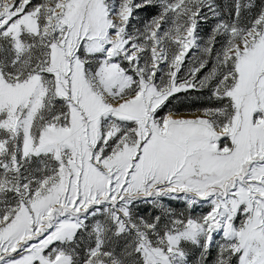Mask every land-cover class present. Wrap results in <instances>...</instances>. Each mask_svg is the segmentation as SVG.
Segmentation results:
<instances>
[{
	"label": "snow or ice",
	"instance_id": "obj_1",
	"mask_svg": "<svg viewBox=\"0 0 264 264\" xmlns=\"http://www.w3.org/2000/svg\"><path fill=\"white\" fill-rule=\"evenodd\" d=\"M0 264H264V0H0Z\"/></svg>",
	"mask_w": 264,
	"mask_h": 264
},
{
	"label": "rangeland",
	"instance_id": "obj_2",
	"mask_svg": "<svg viewBox=\"0 0 264 264\" xmlns=\"http://www.w3.org/2000/svg\"><path fill=\"white\" fill-rule=\"evenodd\" d=\"M155 11H156L155 9H149L147 10V12L140 13V15L146 16L148 13H154ZM207 100H208V96L206 93L204 95H198L197 93H191L189 97L186 100H184L183 104H180L179 101H173V104L178 106L181 114H190V113L195 112V110L201 106V102H204ZM173 206L177 208L183 207V205L179 202H173Z\"/></svg>",
	"mask_w": 264,
	"mask_h": 264
}]
</instances>
